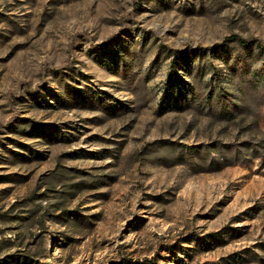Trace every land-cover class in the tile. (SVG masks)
I'll return each mask as SVG.
<instances>
[{
    "label": "rangeland",
    "instance_id": "obj_1",
    "mask_svg": "<svg viewBox=\"0 0 264 264\" xmlns=\"http://www.w3.org/2000/svg\"><path fill=\"white\" fill-rule=\"evenodd\" d=\"M256 46L264 0H0V264H264Z\"/></svg>",
    "mask_w": 264,
    "mask_h": 264
},
{
    "label": "trees",
    "instance_id": "obj_2",
    "mask_svg": "<svg viewBox=\"0 0 264 264\" xmlns=\"http://www.w3.org/2000/svg\"><path fill=\"white\" fill-rule=\"evenodd\" d=\"M225 41L236 42L242 48H248L252 44L251 42L244 41V40H241V39H238V38H234V37L227 38ZM223 46H224V44H221L218 47L222 48ZM256 49L260 53H262L264 55V49L262 47L256 46ZM177 53H179V52H175V54H177ZM205 148H207V147H205ZM192 149H194L193 151H195V153H197V149H198L197 146L192 147ZM262 149L264 150V145L262 146ZM251 153H252V154H250V157L251 158L259 157V154H258V152H256V150L255 151L254 150H251ZM234 155H235V158H234L235 160H233L232 162H229V164H227V165H225L223 162H220V161H216V162L211 161L208 164V167L210 169L215 170V171L220 170V169H223L224 167H227L228 165H231L232 163L238 161L237 159H239L238 158L239 152H237Z\"/></svg>",
    "mask_w": 264,
    "mask_h": 264
}]
</instances>
